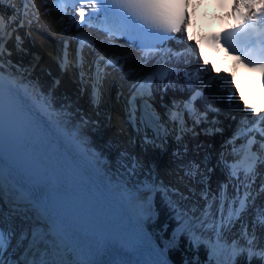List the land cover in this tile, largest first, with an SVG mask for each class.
<instances>
[{"label":"snow or ice","instance_id":"obj_1","mask_svg":"<svg viewBox=\"0 0 264 264\" xmlns=\"http://www.w3.org/2000/svg\"><path fill=\"white\" fill-rule=\"evenodd\" d=\"M5 2L13 8V14L6 17L0 11V70L3 69L2 61L5 54L11 56V52L6 53L4 48L5 36L11 38L16 30L12 26L17 25L19 16L27 17L30 12L34 14V10L29 8V3L35 4V0H19L23 7L16 9L13 0H0V5ZM41 2L47 4L49 0H41ZM53 3L56 5V10L62 14L61 20L63 15L67 14L69 6L78 12L79 19L74 25L78 30L75 53L69 50L68 42L64 41L57 59L62 70L73 66L74 61V66L81 69L82 81L85 75L83 72L85 47H94L97 43L96 39L88 33L79 31L83 26L96 27L101 31L106 40H101L100 43L107 42L110 47H115L111 41L119 36L126 38L131 46L140 49V59H135L129 52L125 55H109L107 59L104 56H98L92 61L90 70L94 66L95 71L90 79L93 81L92 101L95 104L102 101L100 85L105 76L104 69L108 66L123 71L126 64L135 60L136 67L129 68V72L136 73L138 69L140 73H143L148 61L158 55H166L169 52L173 56L182 55V53L172 52L171 49L166 50L164 47L167 41L176 39L174 34L181 33L188 40L194 39L186 33L187 19L173 16L168 11L166 0H53ZM241 3L247 6L251 15L245 17L247 22L242 29L236 32H225L224 43L233 51H243L244 49L237 47V37L243 35L244 46L248 49L245 51V57L250 63H256L251 59L252 51H255L257 60H264V0H241ZM258 3L259 8H257ZM234 6L239 9L240 4L237 3ZM86 8L90 9L87 15ZM47 11L50 9H46ZM28 23L30 25L32 21L29 20ZM18 26H24L23 19L19 20ZM16 42L17 48L20 49L23 40L19 35L16 36ZM200 58L202 59V56ZM204 64L207 65L209 72L216 71L210 62L204 61ZM257 66L264 69V64H257ZM173 71L165 63L157 61L149 73L132 83L129 95L125 98L131 126L137 129L140 126L153 127L157 138H160L159 133L167 132L163 118L150 101L153 96V81H164ZM184 75L194 87L193 94L189 100L183 102L182 106L174 102L167 112L168 121L178 126L181 132L186 128L185 113L196 124L207 119V113H200L195 107V101L203 93V87L196 88L195 82L203 77L199 73ZM223 76L229 77L230 81L235 79L234 74L223 73ZM216 78H222L221 74L217 73L216 77L210 76L209 82ZM233 97H237L240 105L250 112L262 111L259 107L248 105L243 97L239 96L234 83L228 89L230 102ZM0 98L7 102L11 112L23 111V100L26 94H21L17 81L5 77L2 71H0ZM46 100L45 97V102L42 103L37 115L48 112L50 105L46 103ZM209 110L218 111L211 106ZM262 122H264V116H259L252 127L239 129L229 141L235 153V162L227 163L225 160L228 182L220 184L216 192L211 190L209 182L204 178V173L199 171V165L189 166L184 171V178L190 181L198 180L204 187L197 192L195 188L185 185L188 188V192L185 193L178 187L165 185L158 178H151V174L148 181L143 183L137 181L131 187L123 179L113 183L110 177L99 172L97 167L100 163L99 158L91 160L96 181L118 196L131 222V229L123 233L126 248L140 256L145 254L154 256L155 259L148 264H170L167 258L168 252L179 243L181 237L190 235L191 238L200 242L205 233H208L210 254L216 258V264H235V257L244 251L247 252L249 261L254 256L264 261V248L256 250L254 246L256 226L259 225L264 229V173L257 170L258 166H264V142H258L255 135L249 136V133L256 132L264 139V128L260 127ZM213 123L215 124V121ZM241 137H245L246 142L237 148L236 140ZM72 141H76L75 136L72 137ZM257 144L259 147L254 150ZM129 165L130 170L125 175L133 177L139 161L129 158ZM27 176L28 179L25 180L18 175L10 160L0 163V190L4 194L3 203H0V264H102L101 261L92 257L99 254L104 233H95V239H89L71 230L69 218L61 210L58 198L53 195L58 185L56 175L46 173L42 165H37L27 171ZM45 181L48 182L47 191L38 187ZM156 194L161 196L165 207L179 218L178 227L166 244L157 243L146 228L148 222L157 215L154 203ZM197 196L199 199H196ZM258 196L262 198L259 206L256 205ZM200 200H203V206ZM249 208H254L256 212L252 233L249 234L247 225H241L242 235L248 247L246 249L240 247L239 241L236 240H233L231 244L227 243L224 240L225 231L240 220L242 214ZM224 253H227L226 259L221 258ZM112 264H131V262L117 260Z\"/></svg>","mask_w":264,"mask_h":264},{"label":"trees","instance_id":"obj_2","mask_svg":"<svg viewBox=\"0 0 264 264\" xmlns=\"http://www.w3.org/2000/svg\"><path fill=\"white\" fill-rule=\"evenodd\" d=\"M155 208L157 215L148 222V225L159 241L162 238L169 240L178 227L179 218L159 200L155 201ZM170 256L177 264H209L208 239L196 245L190 235L183 236L170 251ZM235 264H264V261L255 256L249 261L247 252L244 251L236 256Z\"/></svg>","mask_w":264,"mask_h":264},{"label":"bare ground","instance_id":"obj_3","mask_svg":"<svg viewBox=\"0 0 264 264\" xmlns=\"http://www.w3.org/2000/svg\"><path fill=\"white\" fill-rule=\"evenodd\" d=\"M36 42L39 45V40H36ZM46 63H47V65L49 64L48 61ZM38 94H39L38 95L39 99L44 98L46 95L50 96V95H48L50 93L48 92L47 89H42V90L40 89ZM71 100L72 99H70V101ZM70 101L68 99L65 101H62V102L57 101V104H59L62 108H65V106L62 105V103H69ZM137 149L141 152L142 149L146 150V146H145V144H142L141 147L137 146ZM6 160L12 161L18 175H20L25 180L28 179L27 171L32 168L30 166V163L28 161H26L25 159H22L16 153V148L14 147V145H10L8 143V140H5L4 138L0 137V163L5 162ZM36 179H39V177H36ZM40 185L41 184L38 185L39 188H40ZM58 202H59V205L61 207V210L69 218V226L74 233H76L80 236H86L89 239H95V233L102 232V228H100L98 225H96V222L94 220L88 219L87 217L81 215L79 212L74 211L73 209L69 208L65 203L60 201L59 199H58ZM261 202H262V199H261ZM254 218H255V214L252 213V219L254 220ZM245 220H246V218H245ZM245 220H244V223H245ZM81 242H83V241H81ZM103 253H104V248L101 246V250H100L99 254L92 257V258L97 260V261L103 262V259L101 256V255H103Z\"/></svg>","mask_w":264,"mask_h":264},{"label":"rangeland","instance_id":"obj_4","mask_svg":"<svg viewBox=\"0 0 264 264\" xmlns=\"http://www.w3.org/2000/svg\"><path fill=\"white\" fill-rule=\"evenodd\" d=\"M3 199H4V195H0V203H3Z\"/></svg>","mask_w":264,"mask_h":264}]
</instances>
